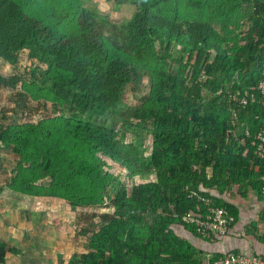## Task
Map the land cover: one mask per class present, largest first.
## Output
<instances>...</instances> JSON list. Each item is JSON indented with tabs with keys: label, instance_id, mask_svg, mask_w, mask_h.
Segmentation results:
<instances>
[{
	"label": "trees",
	"instance_id": "obj_1",
	"mask_svg": "<svg viewBox=\"0 0 264 264\" xmlns=\"http://www.w3.org/2000/svg\"><path fill=\"white\" fill-rule=\"evenodd\" d=\"M111 1L134 9L115 19L87 0H0V58L24 52L33 78L0 73V87L51 109L0 118V154L16 157L4 184L86 208L85 250L66 264H204L170 225L203 237L181 215L205 198L232 220L222 195L264 203V93L251 88L264 79V0ZM132 127L150 140L128 139ZM18 251L0 240V264Z\"/></svg>",
	"mask_w": 264,
	"mask_h": 264
},
{
	"label": "rangeland",
	"instance_id": "obj_2",
	"mask_svg": "<svg viewBox=\"0 0 264 264\" xmlns=\"http://www.w3.org/2000/svg\"><path fill=\"white\" fill-rule=\"evenodd\" d=\"M87 1L97 11L106 12L115 19L128 17L134 9L133 6L128 8L125 4L116 5L111 0ZM224 31L219 29V32ZM30 67L32 64L26 59L24 52L19 54L15 64H9L0 58V73L5 76L16 73L27 81H33V78L30 79L27 76ZM36 81L39 82V79ZM128 87L125 90L126 99L132 101L133 93ZM45 108L47 111L51 110L49 102L43 106H38L37 100L23 102L17 99L14 89L0 87V118L3 120L10 122L23 119L36 120L44 114ZM125 133L128 139H141L145 144L150 140V134L144 129L137 135L135 127L126 128ZM15 161L16 157L11 152L2 150L0 154V240L19 249L16 253L7 252L2 264L68 263L71 257L85 250L87 238L79 231L81 226L79 215L86 208H73L60 197L27 195L8 189L4 181L9 177ZM93 210L101 212L110 211L112 208L96 207ZM94 220L98 221V218L95 216ZM170 227L178 236L188 240L194 246L193 254L202 262L210 257L192 243L190 233L182 226L171 224Z\"/></svg>",
	"mask_w": 264,
	"mask_h": 264
},
{
	"label": "crops",
	"instance_id": "obj_3",
	"mask_svg": "<svg viewBox=\"0 0 264 264\" xmlns=\"http://www.w3.org/2000/svg\"><path fill=\"white\" fill-rule=\"evenodd\" d=\"M236 207V216L223 236L207 232L200 236L191 235V241L205 255L219 254L225 250L264 255V203L248 190L245 196L238 194L226 197Z\"/></svg>",
	"mask_w": 264,
	"mask_h": 264
},
{
	"label": "built area",
	"instance_id": "obj_4",
	"mask_svg": "<svg viewBox=\"0 0 264 264\" xmlns=\"http://www.w3.org/2000/svg\"><path fill=\"white\" fill-rule=\"evenodd\" d=\"M260 92H264V79L259 80L254 87ZM244 102V100H240ZM257 140L254 145L255 154L264 159V134L257 132ZM203 199V198H202ZM205 210L202 213L187 212L181 215V219L188 223H193L197 231L202 235L210 232L216 236H223L229 230L232 216L227 213L226 209L219 205H210L208 199H204ZM204 264H264V255H248L246 253L225 250L212 257V255L203 261Z\"/></svg>",
	"mask_w": 264,
	"mask_h": 264
},
{
	"label": "clouds",
	"instance_id": "obj_5",
	"mask_svg": "<svg viewBox=\"0 0 264 264\" xmlns=\"http://www.w3.org/2000/svg\"><path fill=\"white\" fill-rule=\"evenodd\" d=\"M258 82V81H257ZM252 88V87H251ZM258 91V90H257ZM260 92V91H259ZM262 93H264V92H262ZM232 99H234V100H237L238 102H240V103H245L246 102V99L244 98V97H237L235 94H233L232 95ZM240 100H244V102H242V101H240Z\"/></svg>",
	"mask_w": 264,
	"mask_h": 264
}]
</instances>
